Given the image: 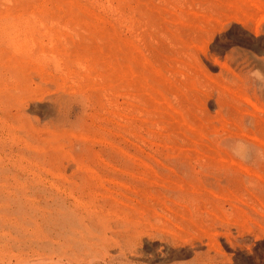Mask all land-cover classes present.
Here are the masks:
<instances>
[{
    "label": "rangeland",
    "instance_id": "rangeland-1",
    "mask_svg": "<svg viewBox=\"0 0 264 264\" xmlns=\"http://www.w3.org/2000/svg\"><path fill=\"white\" fill-rule=\"evenodd\" d=\"M0 264H264V0H0Z\"/></svg>",
    "mask_w": 264,
    "mask_h": 264
}]
</instances>
